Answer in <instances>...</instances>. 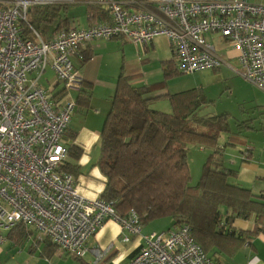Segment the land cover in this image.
Here are the masks:
<instances>
[{"label": "built area", "instance_id": "obj_1", "mask_svg": "<svg viewBox=\"0 0 264 264\" xmlns=\"http://www.w3.org/2000/svg\"><path fill=\"white\" fill-rule=\"evenodd\" d=\"M51 2L0 0V241L3 231L23 224L61 253L83 258L92 251L100 262L111 246L91 248L89 241L107 220H116L135 236H142L143 223L135 209L121 216L113 201L81 194L73 174L64 169L71 146L67 132L77 107L72 93L84 82L73 56L96 39L124 36L148 45L166 36L177 72L192 74L224 64L206 38L219 33L239 50L240 73L264 89V3L98 0L110 9L111 22L64 29L50 40L30 26L32 37L24 36L21 25L28 22L31 8ZM48 67L65 89L57 99L40 83ZM243 154L245 158L248 152ZM144 239L128 264H222L194 240L187 224Z\"/></svg>", "mask_w": 264, "mask_h": 264}, {"label": "crops", "instance_id": "obj_2", "mask_svg": "<svg viewBox=\"0 0 264 264\" xmlns=\"http://www.w3.org/2000/svg\"><path fill=\"white\" fill-rule=\"evenodd\" d=\"M249 1L264 3V0ZM71 3L83 4L85 15L80 18L70 17ZM50 4L68 5V10L62 13V17L69 18L70 23L68 27L65 24L59 26L62 20V17H59L53 23L44 24L46 26L44 33H40L44 40L52 39L64 29L86 28L94 22L112 21L110 9L98 0H52L51 3L42 5ZM88 4L99 5L109 13L110 18L90 20ZM21 29L23 33V24ZM27 36L32 37L31 29ZM206 38L216 46L224 64L217 69L193 73L195 80L192 83L190 78L186 80L181 75L171 77L167 80L166 88L152 95L175 94L191 88H202L213 103L203 108L200 115L211 114L205 116L209 117L228 113L232 117L230 123L234 132L238 131V123L249 120V129L241 132V141L226 147L225 166L237 172V176L232 178L231 182L250 189L256 196L264 195V89L240 73L242 71L240 52L234 44L219 33H209ZM79 54H92V58L84 62ZM167 61L175 64L171 42L166 36H158L148 45L136 44L124 36L96 39L85 44L79 49L78 54L73 56L75 67L84 80L82 89L73 91V97L77 103L79 97L89 96L91 109L81 108L77 104L75 110L77 112L72 116L67 132L71 146L64 166L66 164L71 166L75 185L84 196L99 198L106 189L107 179L98 165L101 133L112 107V97L116 93L121 72L135 76L133 84L136 86L161 83L165 78L164 66ZM47 73L55 75L51 67L44 72L45 75ZM57 81V79L54 81L53 96L63 88L59 81L56 87ZM44 87L47 88L45 85ZM245 103L249 104V108L244 105ZM150 106L171 112V105L167 99L152 101ZM227 140L228 135L222 134L220 146H225ZM200 149L209 150L208 155L213 152V149L204 146H200ZM244 152H248L245 158ZM259 219V216L254 214L249 220L237 218L234 221L233 225L237 229L250 232L249 242L235 254L228 255L215 251L209 255L222 264H264V218ZM20 225L3 231L4 239L0 241V264H128L145 244L144 235L178 226L171 217L160 218L143 224L142 236H135L123 230L116 220L109 219L89 241L91 248L105 249L111 246L105 259L96 262V256L92 251L83 258L59 252L51 240L38 239L39 233L33 228L27 229L24 226L27 236L24 239L20 238L17 234ZM125 234L130 236L129 241L122 239Z\"/></svg>", "mask_w": 264, "mask_h": 264}, {"label": "trees", "instance_id": "obj_3", "mask_svg": "<svg viewBox=\"0 0 264 264\" xmlns=\"http://www.w3.org/2000/svg\"><path fill=\"white\" fill-rule=\"evenodd\" d=\"M67 10L68 5L33 6L28 22L23 23L24 36L30 33V26L44 33V24L53 23ZM87 11L90 20L110 18L97 4H88ZM69 23V18L62 17L59 26L68 27ZM91 58L92 54L85 55L84 62ZM164 72L161 83L144 86L134 85L135 76L121 72L101 133L98 165L107 179L102 198L113 201L121 216L135 209L143 224L171 217L176 225L187 224L194 240L208 254L218 251L233 255L250 239V232L237 229L234 221L249 220L254 214L264 218V195L256 196L250 189L231 182L237 172L225 166L226 147L241 141V132L249 129V120L238 123V131L234 132L230 114L200 115L213 103L202 88L152 95L166 88L169 78L183 75L171 61L165 62ZM64 92L62 88L54 98ZM161 99L169 101L171 112L150 106ZM77 104L91 109L89 96L79 97ZM222 134L228 135L223 147ZM190 145L213 149L204 162L199 182L193 186ZM64 169L73 172L69 164ZM17 234L23 239L27 236L23 224Z\"/></svg>", "mask_w": 264, "mask_h": 264}, {"label": "rangeland", "instance_id": "obj_4", "mask_svg": "<svg viewBox=\"0 0 264 264\" xmlns=\"http://www.w3.org/2000/svg\"><path fill=\"white\" fill-rule=\"evenodd\" d=\"M69 7H70L69 8L70 17H74L75 16L76 18H80V17H83L85 15V10H84L85 7H84L83 4L71 3V4H69ZM54 74H55V72H54ZM181 76H184L186 78V80H189V78H190V82L191 83L195 80V78H194L195 75H193V73L192 74H183ZM56 79H57L56 78V74L55 75H53V73H47V75L44 74L41 77V85L43 87H44V85L47 86V90H49L50 93L54 94L55 88H53V86H54V81ZM48 87H51V88H48ZM225 91H228V90H225ZM244 105L247 108H249V104L248 103H245ZM157 110H159V108ZM161 111H163V110L161 109ZM76 112H74L73 115ZM208 115H211V114H206V113L203 114V116H208ZM198 130L202 131V132L206 131V129H204V128H198ZM202 150L203 149H200L199 145H190L189 146L188 160H189V166H190V169H191V176H192V180H191L190 185H192V186L196 185L199 182V180H200V178L202 176V173H203L204 162L207 159V157L210 155V154L208 155L209 150H206V151H202ZM100 155H101V153H100Z\"/></svg>", "mask_w": 264, "mask_h": 264}]
</instances>
